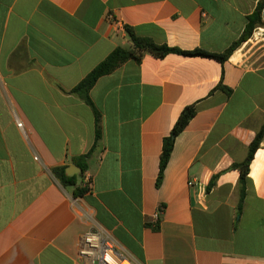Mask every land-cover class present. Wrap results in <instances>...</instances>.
<instances>
[{
  "label": "crops",
  "instance_id": "1",
  "mask_svg": "<svg viewBox=\"0 0 264 264\" xmlns=\"http://www.w3.org/2000/svg\"><path fill=\"white\" fill-rule=\"evenodd\" d=\"M260 1L0 0V264H90L78 251L93 227L137 264H264V140L241 213L233 169L264 127V26L225 63L147 52L100 78L98 140L94 110L72 93L132 47L127 26L159 45L222 54ZM190 105L197 114L157 188L164 139ZM80 164L87 171L68 176Z\"/></svg>",
  "mask_w": 264,
  "mask_h": 264
},
{
  "label": "trees",
  "instance_id": "2",
  "mask_svg": "<svg viewBox=\"0 0 264 264\" xmlns=\"http://www.w3.org/2000/svg\"><path fill=\"white\" fill-rule=\"evenodd\" d=\"M264 11V0H261L256 8V11L252 16H250L249 23L246 27L244 34L240 39L235 41L224 53L215 54L210 53L202 49H195L191 51H185L178 48H171L167 45H159L155 43L151 38L139 36L132 27L127 26L126 32L132 42L131 48H116L109 57H107L102 63H100L79 85H77L72 93L85 101L94 110L96 121H97V140L101 137V113L94 105L91 99V91L97 84L100 78L106 75H110L120 68L123 64L129 60L141 61L145 53H151L157 58H164L169 54H178L184 57H202L215 59L221 63L228 61L235 52H237L241 46L249 41L256 28L259 26H264L263 19ZM223 88L222 85H219ZM226 89V88H224ZM228 90V89H227ZM230 91V90H228ZM197 108L196 105H190L183 109L176 124L173 127L171 134L164 139L163 149L160 157V168L159 175L157 178V188H160L165 170L170 162L173 150L175 147V140L185 128L189 125L191 120L196 116ZM264 140V127L257 134L256 138L252 142L249 148V153L246 160L242 163H237L233 165V169L238 170L240 173V184H241V197L238 211L242 212L243 203L246 197V185L248 182L250 174V166L255 158V154L259 150L261 143ZM83 173L87 171V166L80 164ZM55 175L61 180L64 185L75 186V178H69L66 175V168H57L54 170ZM213 184L209 186L212 187ZM87 190L85 188L77 187L75 189V196H83Z\"/></svg>",
  "mask_w": 264,
  "mask_h": 264
},
{
  "label": "built area",
  "instance_id": "3",
  "mask_svg": "<svg viewBox=\"0 0 264 264\" xmlns=\"http://www.w3.org/2000/svg\"><path fill=\"white\" fill-rule=\"evenodd\" d=\"M18 127L23 129V123L18 122ZM36 159L38 160V157ZM91 183V178L88 177L86 187H90ZM189 185L194 186L195 183L191 182ZM74 206L83 216L92 219L77 202L74 203ZM161 213L162 211H159L155 215L156 220H159ZM78 252L79 257L90 264H137L121 248L111 233L97 227H93L82 236Z\"/></svg>",
  "mask_w": 264,
  "mask_h": 264
},
{
  "label": "water",
  "instance_id": "4",
  "mask_svg": "<svg viewBox=\"0 0 264 264\" xmlns=\"http://www.w3.org/2000/svg\"><path fill=\"white\" fill-rule=\"evenodd\" d=\"M76 169H77V171H76ZM69 172H73V173L71 174ZM82 172H83L82 169L72 166V167H69V169H68V176H74L75 174L82 173Z\"/></svg>",
  "mask_w": 264,
  "mask_h": 264
},
{
  "label": "rangeland",
  "instance_id": "5",
  "mask_svg": "<svg viewBox=\"0 0 264 264\" xmlns=\"http://www.w3.org/2000/svg\"><path fill=\"white\" fill-rule=\"evenodd\" d=\"M259 38H261L260 36H258ZM256 41V40H255ZM258 41V40H257ZM79 179H81L80 177H79Z\"/></svg>",
  "mask_w": 264,
  "mask_h": 264
},
{
  "label": "bare ground",
  "instance_id": "6",
  "mask_svg": "<svg viewBox=\"0 0 264 264\" xmlns=\"http://www.w3.org/2000/svg\"><path fill=\"white\" fill-rule=\"evenodd\" d=\"M125 264H128V263H125Z\"/></svg>",
  "mask_w": 264,
  "mask_h": 264
}]
</instances>
